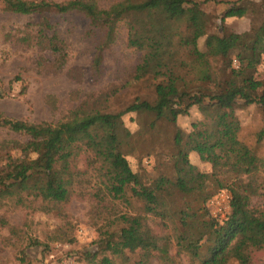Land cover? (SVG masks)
<instances>
[{
  "label": "trees",
  "instance_id": "trees-1",
  "mask_svg": "<svg viewBox=\"0 0 264 264\" xmlns=\"http://www.w3.org/2000/svg\"><path fill=\"white\" fill-rule=\"evenodd\" d=\"M202 3L117 0L103 7L98 0H0L5 11L40 16L35 34L27 33L20 41L57 53L58 67L63 66L66 51L51 14L78 11L90 20V31L99 33L93 59L96 73L104 49L125 26L128 45L142 53L134 78L156 82L153 99L137 98L117 111L80 107L56 124L30 123L0 113V126L30 137L15 144L20 156L6 152L2 157L0 204L26 205L31 197L62 203L77 186L92 183L91 195L107 213L97 227V250L85 253L90 264H115L107 253L121 256L127 251L140 253L135 264H153L154 258L159 264H184L176 259L182 253L192 264H252L253 253L264 250V203H252L253 197H264L256 178L258 172L264 174V159L239 138L235 109L242 100L264 112V76L257 75L264 58V17L253 18L244 32L229 31L223 23L227 17L251 13L250 5L257 7L255 13H264V0H230L220 25ZM213 26L219 29L211 31ZM148 32L160 39L150 40ZM194 106L203 120L189 131L178 127L173 138L175 179L160 174L149 180L134 171L124 150L131 136L124 114L146 112L155 120L176 123ZM193 151L213 164L212 172L191 162ZM32 152L35 158L29 157ZM80 154H85L84 169L77 166ZM223 189L232 194L231 210L220 221L211 215L207 202ZM109 192L121 195V204H114ZM178 194L192 200L180 206ZM152 219L170 231L156 232L149 223ZM174 245L176 255L171 253Z\"/></svg>",
  "mask_w": 264,
  "mask_h": 264
},
{
  "label": "rangeland",
  "instance_id": "rangeland-1",
  "mask_svg": "<svg viewBox=\"0 0 264 264\" xmlns=\"http://www.w3.org/2000/svg\"><path fill=\"white\" fill-rule=\"evenodd\" d=\"M115 1L98 0L103 7ZM201 1L203 9L212 14L220 25V17L230 0ZM250 8L253 11L243 17H227L223 23L227 30L247 31L253 18L260 21L264 17V13L254 12L257 7L250 5ZM50 17L64 41L66 60L62 67H58L57 53L20 41L27 33L35 34L40 16L15 14L0 7V113L3 116L30 123L56 124L73 116L80 107L89 110L97 106L117 111L137 98H154L156 82L150 78H134L142 53L128 45L125 26L120 28L115 42L104 49L101 69L96 73L93 59L99 33L90 31V20L78 11L54 13ZM215 26L211 31L219 29ZM148 36L150 40L160 39L154 32H148ZM199 44L204 47V39ZM237 64L236 67L239 66ZM257 75L264 76V58ZM235 110L241 124L239 138L264 159V112L259 105H247L242 100L238 101ZM200 120H203V114L197 106L192 107L188 115L179 116L176 123L155 120L153 114L146 112L124 114V125L131 132L124 150L134 171L142 172L149 180L160 174L175 179L172 154L176 129L181 127L189 131L193 123ZM29 138L25 133L0 126V163L4 162L2 157L6 152L20 156L21 151L15 144ZM36 156L33 152L29 155L31 158ZM189 156L199 170L213 171V164L203 161L197 152L193 151ZM76 162L79 168L84 169L85 154H80ZM256 178L264 193L263 172H258ZM80 186L68 201L62 203L31 197L26 205L0 204V218L7 221L6 224L0 221V264H65L66 261L90 264L85 253L97 250V227L107 211L91 195L92 183ZM109 197L114 204H121V195L109 192ZM176 197L180 206L187 205L185 200H192L179 194ZM211 198L207 202L210 213ZM252 203L260 206L264 197L255 196ZM119 208L125 209L123 205ZM149 223L156 232L170 231L156 220ZM171 253L176 255L175 245ZM107 254L113 257L115 264H135L141 258L139 252L127 251L121 256ZM176 259L192 264L185 253ZM152 263L159 264L156 258ZM252 264H264V250L253 253Z\"/></svg>",
  "mask_w": 264,
  "mask_h": 264
},
{
  "label": "built area",
  "instance_id": "built-area-1",
  "mask_svg": "<svg viewBox=\"0 0 264 264\" xmlns=\"http://www.w3.org/2000/svg\"><path fill=\"white\" fill-rule=\"evenodd\" d=\"M235 64H237L236 60H235ZM231 199H232V194L229 190L227 189L220 190L210 200L212 215L215 217L224 218L227 214V211L231 209V205H230ZM52 264H58V263H52ZM65 264H73V263H69L68 261H66Z\"/></svg>",
  "mask_w": 264,
  "mask_h": 264
}]
</instances>
